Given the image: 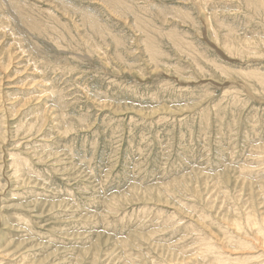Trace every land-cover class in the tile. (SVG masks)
Listing matches in <instances>:
<instances>
[{"label": "rangeland", "instance_id": "374dc122", "mask_svg": "<svg viewBox=\"0 0 264 264\" xmlns=\"http://www.w3.org/2000/svg\"><path fill=\"white\" fill-rule=\"evenodd\" d=\"M255 1L0 0V264H264Z\"/></svg>", "mask_w": 264, "mask_h": 264}, {"label": "bare ground", "instance_id": "6f19581e", "mask_svg": "<svg viewBox=\"0 0 264 264\" xmlns=\"http://www.w3.org/2000/svg\"><path fill=\"white\" fill-rule=\"evenodd\" d=\"M247 1H253V0H247ZM246 2V1H245ZM264 2H261V0H256L255 2H254V4H255V6H258V8L260 7H263L264 8V4H263ZM204 5V4H203ZM262 10H264V9H262ZM201 12H202V10H201ZM118 18V17H117ZM206 21H208V20H206ZM208 26V25H207ZM202 31V30H201ZM171 35V34H170ZM175 35L173 34L172 35V37H174ZM230 37V33L228 32V34H226L225 36H224V41H223V43H222V45H223V47L224 48H226V49H234L235 51H238V49H240V51H243V50H246L247 49V46H249V40L248 39H244L243 40V42H242V44H240L239 43V45H238V47H236L235 45H234V43L233 42H231V43H228V41H227V39ZM230 41V40H229ZM151 51H154V50H151ZM1 52V51H0ZM8 52H9V50H8ZM10 53V52H9ZM8 53V54H9ZM9 62H10V60H9ZM39 71V70H38ZM247 72H245V74H246ZM25 86V85H24ZM46 95H48V94H45V96ZM50 95V94H49ZM35 96V95H34ZM36 98V97H35ZM47 100V99H46ZM41 102V101H40ZM44 103V102H43ZM44 115H43V113L42 114H40L39 116H38V118L39 117H43ZM43 119V118H42ZM9 156H16V154L14 153V148H13V150L12 151H10L9 152ZM21 156V155H20ZM17 158V157H16ZM2 170V169H1ZM3 189V188H2ZM248 219L250 220V218L248 217ZM248 221V220H247ZM257 234H258V232H257ZM263 236H264V232H263ZM210 246L209 245H206L205 244V247H203V248H205V249H207V248H209ZM262 247H263V245H262ZM217 262H218V264H228L226 261H224V260H222V259H218L217 260Z\"/></svg>", "mask_w": 264, "mask_h": 264}]
</instances>
